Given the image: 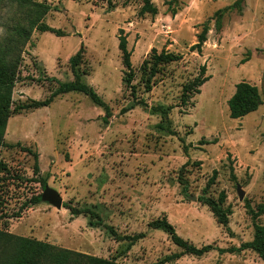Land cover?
I'll return each instance as SVG.
<instances>
[{"label":"rangeland","instance_id":"1","mask_svg":"<svg viewBox=\"0 0 264 264\" xmlns=\"http://www.w3.org/2000/svg\"><path fill=\"white\" fill-rule=\"evenodd\" d=\"M35 1L48 6L43 22L62 36L30 34L12 107L47 98L55 81H71L68 58L82 44L77 69L110 116L104 123L102 108L73 92L57 95L46 107L10 115L0 147V232L118 264H263L250 250L217 249L251 240L244 203L254 207L264 200V0H243L239 12H225L218 31L213 13L236 0H149L154 16L137 15L142 0ZM171 1L173 16L167 10ZM10 2L0 0V37L17 15ZM202 24L208 31L197 54L189 47ZM118 29L130 51L131 89L123 82ZM151 49L181 59L164 65L145 91L140 66ZM201 65L207 81L198 94H185L182 87ZM241 81L257 88L261 104L240 119H230L226 101ZM157 104L169 108L174 136L153 128L159 116L149 108ZM25 148L37 154V175ZM212 170L216 175L207 185ZM43 177L45 186L61 197L58 210L31 203L43 190L37 182ZM220 193L222 208L229 211L225 228L200 200H216ZM63 205L92 207L102 225L89 227L93 218L72 216ZM161 217L188 243L213 249L200 257L185 254L161 262L180 251L164 232L148 227ZM258 223L264 228V213ZM104 225L122 238H113ZM139 233L142 237L131 245L123 238Z\"/></svg>","mask_w":264,"mask_h":264},{"label":"trees","instance_id":"2","mask_svg":"<svg viewBox=\"0 0 264 264\" xmlns=\"http://www.w3.org/2000/svg\"><path fill=\"white\" fill-rule=\"evenodd\" d=\"M242 1L243 0H236L231 5L218 9L213 13L212 17L214 20L213 25L215 31L220 29V19L222 15L225 12L232 10L239 12L240 3ZM174 2L175 1H171V3L168 2L167 6V10L171 16H173L176 12V8L171 6ZM10 3L15 6L17 15L14 19H12V23L5 27L4 32L0 37V147L3 145V134L7 119L12 113L26 109L46 107L50 104L54 97L60 94L73 92L87 97L94 106L102 108L104 112L102 121L106 123V119L110 116L107 105L101 101V99L96 95L91 87L85 84L82 79L81 72L77 69V65L81 61L83 50L82 44H80L77 51L68 58L69 69L72 76L71 81L59 82L55 81V79H49L50 81L56 82V88L48 95L47 98L41 101L31 100L26 104L12 107V89L18 77L21 53L23 47L29 40L30 34L33 31H37L40 33H52L57 37L62 35L61 32L48 27L43 22V18L49 11L47 5L38 3L35 0H11ZM112 8L113 7L110 1H108L107 10L110 11ZM144 14H148L150 16H154L156 14V8L149 2V0H142V5L137 12L138 16H142ZM207 31V25L202 24L201 30L195 35V43L189 47L190 51H194L197 54L200 53L201 46L205 42V35ZM117 50L120 55V64L123 70V82L126 87L131 89L133 71L129 60L130 51L126 48V37L121 29H118L117 34ZM180 59L181 56L179 54L166 52L164 50L156 52L154 49H151L149 60H143L140 66L143 75L144 90H150L152 79L164 65L176 62ZM246 60L247 57L242 59L240 63H244ZM204 72L205 67L204 65H201L198 68L196 76L188 85H184L182 87V91L185 94H198L199 91L197 88L208 79L207 76H204ZM260 104L261 100L257 88L244 81L238 82L234 85L232 95L226 101L228 118L240 119L255 111ZM131 108L132 107L130 106L129 109ZM149 110L152 114H157L159 116V122L153 126L155 131L161 135L174 136L175 131L172 129L170 120L168 118L169 108L157 104L151 106ZM206 143L207 142H204V144ZM24 151L31 154L33 159L32 172L33 174L37 175V154L26 148ZM226 158H228V156ZM229 171L230 178H234L231 168H229ZM215 175L216 171L212 170L211 177L209 178L207 185L212 183ZM45 179V177L37 179V182L40 184L41 188L45 187ZM178 179L181 181L182 188L184 189L185 183L182 181L181 177ZM200 200L207 207L216 224L225 228L227 225L229 211L228 209L222 208V193L219 194L216 200L208 197H201ZM39 202H41L40 195H37L31 199L32 204H38ZM244 206L252 224L251 240L241 242L237 247L228 248L227 250L217 249V251L220 253H238L242 250H250L255 253L257 258L264 264V228L258 223L259 216L264 213V200L262 203H258L254 207H251L248 202H245ZM63 207L68 209L70 215L72 216H78L82 214L88 215L89 218H93L94 221H87V225L89 227L102 225L101 219L98 218L92 207H83L81 209L67 207L65 205H63ZM104 227L108 233L113 236V238L118 240L122 238L117 236L111 227L106 225H104ZM148 227L164 232L168 236L169 241L180 249L178 253L165 256L161 262L178 259L180 256L185 254L200 257L213 249L212 245L210 244L196 247L188 243L186 240L182 239L176 234L173 226L167 221L165 217L150 221L148 223ZM141 237L142 234L139 233L131 237L123 238H125L129 242V245H131ZM0 242L2 243L0 246V250H2L0 254L3 256L5 255L2 259H0L1 264H118L110 260L73 252L67 249L57 248L47 243L1 232ZM7 249L8 251L4 254V250Z\"/></svg>","mask_w":264,"mask_h":264},{"label":"water","instance_id":"3","mask_svg":"<svg viewBox=\"0 0 264 264\" xmlns=\"http://www.w3.org/2000/svg\"><path fill=\"white\" fill-rule=\"evenodd\" d=\"M236 193L238 196V199H242V192L239 190L238 187H236ZM193 200V198H191ZM40 201L47 203L51 207H54L55 209H60L61 208V197L58 195V193L45 186L40 194Z\"/></svg>","mask_w":264,"mask_h":264}]
</instances>
